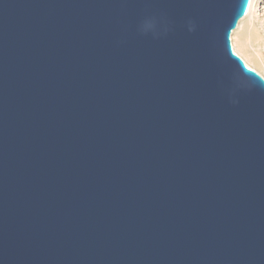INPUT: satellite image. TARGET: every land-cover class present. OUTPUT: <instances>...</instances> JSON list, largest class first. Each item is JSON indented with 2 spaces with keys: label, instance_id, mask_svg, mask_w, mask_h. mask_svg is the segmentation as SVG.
Masks as SVG:
<instances>
[{
  "label": "water",
  "instance_id": "1",
  "mask_svg": "<svg viewBox=\"0 0 264 264\" xmlns=\"http://www.w3.org/2000/svg\"><path fill=\"white\" fill-rule=\"evenodd\" d=\"M251 0H0V264H264Z\"/></svg>",
  "mask_w": 264,
  "mask_h": 264
},
{
  "label": "bare ground",
  "instance_id": "2",
  "mask_svg": "<svg viewBox=\"0 0 264 264\" xmlns=\"http://www.w3.org/2000/svg\"><path fill=\"white\" fill-rule=\"evenodd\" d=\"M243 18V24L239 26L238 23L232 35L236 37L237 35L243 34L241 49L246 51L250 58L264 69V0H251L248 12L240 19V21ZM237 29L238 32L236 33L235 31ZM234 36H231L233 40ZM242 50L234 48V51L239 54L240 57L242 56L249 67L257 70L259 74L263 75L258 67H253L252 63L244 56Z\"/></svg>",
  "mask_w": 264,
  "mask_h": 264
},
{
  "label": "rangeland",
  "instance_id": "3",
  "mask_svg": "<svg viewBox=\"0 0 264 264\" xmlns=\"http://www.w3.org/2000/svg\"><path fill=\"white\" fill-rule=\"evenodd\" d=\"M243 21H244V18L239 22V26H241L242 24H243ZM238 29H239V27H238ZM238 29L235 31L236 33L238 32ZM234 32V33H235ZM234 35H232V37H233ZM242 39H243V34H241V35H237L236 37L234 36V40H233V38H232V44H233V47L234 48H238V49H240V50H242L241 49V41H242ZM242 52H243V54H244V56L252 63V65H253V67H258V69H260L259 71H261L262 73H263V75H264V69L260 66V65H258V64H256L255 62H254V60H252L251 58H250V56L248 55V53L246 52V51H244V50H242ZM242 52H241V54H242ZM242 54V55H243ZM239 55V54H238ZM242 57V56H241ZM246 62V61H245ZM257 71V70H256ZM262 75V74H261ZM262 75V76H263ZM264 77V76H263Z\"/></svg>",
  "mask_w": 264,
  "mask_h": 264
}]
</instances>
